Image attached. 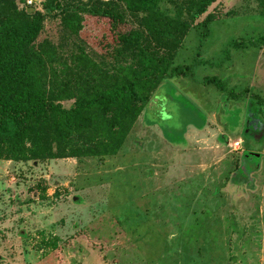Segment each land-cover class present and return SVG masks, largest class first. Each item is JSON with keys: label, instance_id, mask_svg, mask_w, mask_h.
<instances>
[{"label": "rangeland", "instance_id": "rangeland-1", "mask_svg": "<svg viewBox=\"0 0 264 264\" xmlns=\"http://www.w3.org/2000/svg\"><path fill=\"white\" fill-rule=\"evenodd\" d=\"M47 1L0 0L16 19L47 13L31 48L47 99L69 107L134 75L137 48L109 19L47 12ZM191 1L163 0L160 10L188 20L172 65L194 73L156 86L115 154L0 159V264H264V102L252 96L264 99V0H216L195 21ZM124 20L119 31L138 30L165 53L138 17ZM91 118L92 128L102 122L100 111ZM71 138L97 153L106 140L76 125Z\"/></svg>", "mask_w": 264, "mask_h": 264}, {"label": "trees", "instance_id": "trees-1", "mask_svg": "<svg viewBox=\"0 0 264 264\" xmlns=\"http://www.w3.org/2000/svg\"><path fill=\"white\" fill-rule=\"evenodd\" d=\"M163 0H99L88 6L62 5L60 0H48L47 12L87 10L95 16L109 19V25L118 40L137 48V65L134 75L120 84L95 92L65 107L61 102L49 100L41 93L38 80L33 75L34 65L40 66L41 58L31 52L39 35L46 14L34 11L27 19H16L11 12H0V159L29 160L91 154H115L126 132L139 114L150 93L168 76H191V65H172L174 53L189 29L182 9L173 16L160 10ZM216 0H192L185 12L195 21ZM2 2V1H1ZM11 8V4L3 7ZM138 17L151 34L163 41L164 54H157L142 42L138 30L119 31L124 23V12ZM202 21V36L207 35V21ZM146 41V39L144 38ZM197 61L196 64H202ZM223 90L217 77H206ZM258 103L264 102L253 94ZM231 97H236L232 95ZM100 111L102 122L92 128V113ZM77 126L89 133L102 135L106 140L98 145L101 153L94 152L95 144L84 147L71 138L65 141L70 126ZM88 133H87V132ZM55 144L56 148L52 149Z\"/></svg>", "mask_w": 264, "mask_h": 264}, {"label": "built area", "instance_id": "built-area-1", "mask_svg": "<svg viewBox=\"0 0 264 264\" xmlns=\"http://www.w3.org/2000/svg\"><path fill=\"white\" fill-rule=\"evenodd\" d=\"M29 4H31L33 2V0H27Z\"/></svg>", "mask_w": 264, "mask_h": 264}]
</instances>
